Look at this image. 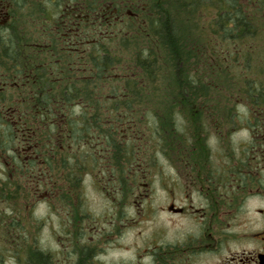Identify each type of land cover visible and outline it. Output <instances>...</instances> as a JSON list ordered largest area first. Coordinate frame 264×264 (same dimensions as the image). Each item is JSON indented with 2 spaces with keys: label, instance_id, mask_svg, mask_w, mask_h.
<instances>
[{
  "label": "trees",
  "instance_id": "1",
  "mask_svg": "<svg viewBox=\"0 0 264 264\" xmlns=\"http://www.w3.org/2000/svg\"><path fill=\"white\" fill-rule=\"evenodd\" d=\"M132 1L123 0L121 23L84 38L89 50L43 57L38 19L62 13L61 0H11V19L0 25V159L27 184L37 181L27 179L19 151L34 131L56 135L57 160L47 161L68 188L92 175L104 189V149L122 182L139 175L141 119L151 117L146 126L164 151L186 123L193 134L206 116H233L245 127L249 101L264 108V0ZM29 262L54 263L41 252Z\"/></svg>",
  "mask_w": 264,
  "mask_h": 264
},
{
  "label": "flooded vegetation",
  "instance_id": "2",
  "mask_svg": "<svg viewBox=\"0 0 264 264\" xmlns=\"http://www.w3.org/2000/svg\"><path fill=\"white\" fill-rule=\"evenodd\" d=\"M91 1L61 0L62 13L40 15L36 44L43 57L56 51L85 52L92 46L89 38L84 39L87 35L103 36L106 29L121 23L123 0ZM138 1L142 0L132 1L135 7ZM10 6L11 0H0L1 26L11 19ZM125 8V13L135 15L131 7ZM101 29L104 31H98ZM214 118L225 125H206L202 119L203 125L193 134L192 126L186 123L180 126V138L171 140L168 136L165 141L163 161L167 171L163 177L168 201L160 206L164 224L149 228L144 246L137 247L135 259H146L145 264H264V108H253L249 101L246 139L241 141L243 146L239 150L233 147L234 117ZM41 137L49 139L41 141ZM55 139V134L38 131L23 138L19 155L27 179L36 180L37 185L59 176L58 168H50L47 161L49 156L51 161L57 160ZM44 143L50 148L43 147ZM108 153L104 149L108 168L103 175L107 183L102 191L111 193L107 186L111 181L115 197L120 194L116 199L122 203V174L110 172L114 161ZM33 160L34 167L30 164ZM129 177L131 185H135L137 175L131 171ZM127 191L136 194V188ZM123 207L115 206L120 216ZM144 207L149 210H142ZM131 208L135 209L136 219L142 213L159 212L154 205L135 204ZM116 231L121 235V228ZM88 247L80 246L78 264H92L91 255L84 257Z\"/></svg>",
  "mask_w": 264,
  "mask_h": 264
},
{
  "label": "rangeland",
  "instance_id": "3",
  "mask_svg": "<svg viewBox=\"0 0 264 264\" xmlns=\"http://www.w3.org/2000/svg\"><path fill=\"white\" fill-rule=\"evenodd\" d=\"M144 4L145 0L138 1L137 7ZM157 97L159 94L153 98ZM237 108L245 109L241 106ZM150 119H141L142 128L146 130L137 141L142 147V166L137 182L131 185L128 178L121 184L119 182V188L123 189L122 203L117 201L120 194L115 197L111 181L107 184L109 194L102 191L92 175H85L77 190L68 188L60 176L49 183L47 180L40 185H32L27 184L22 176L9 171L0 159V185L5 186L0 197L1 263L28 264L31 257L41 252L50 254L53 264H78L76 260L80 258V246L83 244L90 248L87 252L91 255L92 264H145L146 259H135L134 255L138 252L137 247L141 249L144 246L149 228L163 226L164 213L160 206L168 201L164 189L163 175L167 166L163 161L162 139L154 137L151 128L146 126ZM204 119L206 125H225L214 117L206 116ZM237 119L243 120L241 117ZM235 127L233 147L239 150L243 146L241 141L246 139V130ZM102 183L107 182L104 180ZM129 187L136 188V194L131 195L127 191ZM119 204L124 206L122 216L115 209ZM135 204L154 205L159 212L142 213L136 219L135 209L131 208ZM146 209L149 210L142 208ZM118 228H121V235L117 234Z\"/></svg>",
  "mask_w": 264,
  "mask_h": 264
}]
</instances>
